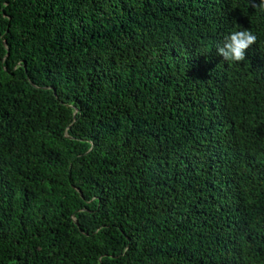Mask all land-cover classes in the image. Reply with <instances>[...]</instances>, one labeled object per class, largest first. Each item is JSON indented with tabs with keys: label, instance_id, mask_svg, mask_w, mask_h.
Wrapping results in <instances>:
<instances>
[{
	"label": "trees",
	"instance_id": "1",
	"mask_svg": "<svg viewBox=\"0 0 264 264\" xmlns=\"http://www.w3.org/2000/svg\"><path fill=\"white\" fill-rule=\"evenodd\" d=\"M254 2L0 0V264H264Z\"/></svg>",
	"mask_w": 264,
	"mask_h": 264
},
{
	"label": "clouds",
	"instance_id": "2",
	"mask_svg": "<svg viewBox=\"0 0 264 264\" xmlns=\"http://www.w3.org/2000/svg\"><path fill=\"white\" fill-rule=\"evenodd\" d=\"M252 7L264 14V0L252 3ZM257 41V36L250 30L240 28L227 33L215 47L217 53L227 62H242L246 59V50Z\"/></svg>",
	"mask_w": 264,
	"mask_h": 264
}]
</instances>
